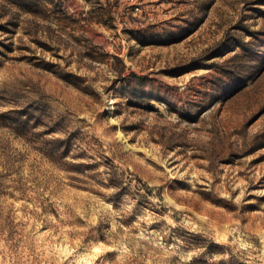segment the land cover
I'll list each match as a JSON object with an SVG mask.
<instances>
[{
	"label": "rangeland",
	"instance_id": "374dc122",
	"mask_svg": "<svg viewBox=\"0 0 264 264\" xmlns=\"http://www.w3.org/2000/svg\"><path fill=\"white\" fill-rule=\"evenodd\" d=\"M0 264H264V0H0Z\"/></svg>",
	"mask_w": 264,
	"mask_h": 264
}]
</instances>
